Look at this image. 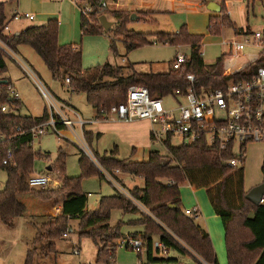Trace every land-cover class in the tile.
I'll return each mask as SVG.
<instances>
[{"label": "trees", "instance_id": "1", "mask_svg": "<svg viewBox=\"0 0 264 264\" xmlns=\"http://www.w3.org/2000/svg\"><path fill=\"white\" fill-rule=\"evenodd\" d=\"M103 1L116 0H81L91 7V12L81 14L82 35L106 33L114 52H117V39H122L129 51L152 44L147 34L128 29L129 12L110 11L102 6ZM257 1L264 7V0H247V9ZM220 5L221 11L209 18L208 32L219 35L227 27L239 32L225 4ZM108 14L114 19L110 30H106L100 21L101 16ZM6 24L5 5L0 3V134L5 136V140L0 142V170L7 173L5 188L0 191V221L12 225L18 217L44 218L33 240L35 246L28 250L25 264H34L39 245L43 254H55L54 241L68 230L71 219L79 220L80 237H91L99 246V263L114 259L120 241L128 237L143 240L147 260H152V243L158 236L173 254L155 260L162 264H200L198 258L168 233L169 230L200 258L211 264H219L210 234L197 222V217H189L184 212L180 186L185 182L194 190L205 188L214 212L221 218L225 229L227 264H264V204L255 205L246 198L244 168L231 167L223 159L231 156V153H222L216 144L209 146L204 140L180 146H174L168 140L164 145L167 154L159 150L151 151L147 161L126 162L113 155L100 158L101 164L108 170L120 169L144 180L143 187H135L130 192L167 229L141 212L130 198L120 192L103 196L99 207L89 210V196L81 190V180L84 176L100 173L83 155L80 159L82 175L67 176V154L62 147L52 166L59 184H50L43 189L31 187L28 181L34 172L37 156L31 130L48 118V111L46 108L40 117L22 114V102L12 96L8 88L11 83L3 77L8 71L7 50L17 52L21 45H29L50 72L55 76L62 74L65 80L70 79L71 92L86 95L87 102L96 111L95 118L101 120L111 106L126 99L128 89L133 85L146 86L152 96L166 97L177 90L187 92L191 85L186 77L192 73L196 76L194 87L197 91L226 88L231 79L246 75L244 71L233 76L224 74L227 54H223L215 63L206 64L202 55L204 35L192 34L184 25L176 33L155 34L158 43L189 47L188 61L180 70L170 68L165 73H142L130 68L131 72L126 75L124 67L111 63L84 67L81 46L59 43L60 23L56 19L18 33L7 32ZM3 106H7L6 112L2 111ZM86 136L90 139L89 133ZM9 151L13 156L7 164H3ZM115 209L125 214H139L138 218L127 221V224L140 226L142 230L125 235L122 230L124 221L111 225L109 221ZM183 256H190L193 261L186 263L181 260Z\"/></svg>", "mask_w": 264, "mask_h": 264}, {"label": "rangeland", "instance_id": "2", "mask_svg": "<svg viewBox=\"0 0 264 264\" xmlns=\"http://www.w3.org/2000/svg\"><path fill=\"white\" fill-rule=\"evenodd\" d=\"M2 2L6 3L7 20L10 21V30L8 32H21L28 27L39 24L37 18L34 21L29 19L16 21L12 19L15 9H19L22 13H32V2L30 0H4ZM65 3L67 6L71 5L73 8L75 7L77 15H79L78 23L76 22L77 19L69 13L66 6L59 8L56 5H52L50 6V11L49 9L47 11L62 12L63 22L67 24L64 37L67 43L64 45L75 43L81 46L84 54V64L89 67L111 63L124 67L126 75L131 72L130 66L132 65L138 72L142 73L168 72L171 68V62L177 53L180 51L189 54V47L187 45L176 46L158 43L155 41V34L176 33L184 25L187 26L189 31L206 35L203 39L202 52L205 62L209 64L215 63L223 54L228 53L229 57L227 56V58L231 59V62L229 67L226 66V68L237 70L240 66L250 62L258 53L257 49L252 47H246L241 52L234 50L233 43L235 41L246 42L247 39L245 36L237 34L238 31H235L234 28L227 27L222 30L221 34L211 35L207 29V16L210 14V11L205 5L201 6V0H177L174 3L165 2L158 7L157 10L160 11L154 13L125 10L131 15L133 13L138 15L135 20H132L130 16L128 19L129 23L127 24L128 29L147 34L152 44L129 51L122 39H117V52L111 49V39L104 32L82 35L80 8L72 0H67ZM228 5V12L232 20L238 24L235 23L237 27H249L253 31L264 30V7L260 1L251 5L249 10L247 9V0H232ZM242 5L245 6V9H242ZM107 9L110 11L121 10L114 4H107ZM107 18L110 21H114L110 14L107 15ZM15 53H18L20 58L27 61L34 68L39 78L48 86L55 97L65 104L69 103L75 106L84 120L91 122L95 118L96 111L87 102L86 95L84 93L71 92L63 75L58 74L55 76L50 72L44 61L31 46L21 45L19 51ZM6 61L8 71L3 77L7 81H12V84L15 86L14 89L20 93L23 102L21 113L42 116L45 108L48 106L47 100L43 97L32 79L25 74L11 56L8 55ZM179 101L181 99L167 98L164 104L167 108H170L175 107ZM102 121V124L101 122H93L86 125L85 130L89 131V129H92L94 132V136L90 139L86 136V131L77 126L74 131L68 128H65L60 133L50 131L35 138L33 141V149L37 154L34 161L33 173L35 174H50L52 178L57 180V175H54L52 166L59 155L60 147L67 154L65 165L67 176L80 177L82 175L80 159L83 155L90 165L100 173L84 176L81 180V190L89 196L88 209L91 211L99 207L103 196L112 195L116 191L132 199L133 204L136 205V198H134L130 190L140 187L138 184H133L129 178H125L124 174L128 173L123 172V170H108L105 168L101 164V157L113 155L115 158L132 162L147 160L149 152L154 150L167 154L165 146L160 141L151 139L147 141L146 135L139 132L141 130L139 125L128 124L127 122L120 124L118 123L119 121L113 122L111 120ZM151 131L152 125L150 123V136ZM172 144L180 146L183 144V141L179 136H175L172 139ZM263 163L264 141L249 143L246 146V156L242 164L245 171V185L248 191L263 182ZM106 174L116 180L118 187L107 179ZM134 179L142 183L140 178L134 177ZM6 181L7 173L0 170V191L5 188ZM180 189L182 198L185 201V203H182L183 208L187 207L191 209L194 204L200 205L202 219L207 213L206 206L214 213L205 188L194 190L188 182H185L181 184ZM138 217L139 214H125L122 210L115 209L112 211L109 223L114 226L120 221H124L125 224L122 230L125 235H128L142 229L140 226L127 224V221ZM217 221L219 225L223 224L220 220ZM42 222H44V218L27 217L16 218L12 225L0 221V264H25L28 250L35 246L33 240L37 236L38 227ZM222 227L224 230V243L226 245L225 229L223 225ZM65 232H68V237H63L62 235L54 241L57 250L55 254L49 253L45 255L41 252L40 245L38 246V253L34 256V264H139L140 262L147 261L145 250L141 253L142 256L139 257L137 250L126 247L120 241L114 259L108 263H99L97 262L99 246L91 237H80L78 219H71L69 228ZM76 248L80 250L79 255L74 253ZM155 254L157 256V253ZM225 257L227 259V249L226 254L223 250V253L219 256V262L224 264L222 260ZM181 258L186 263L193 261L190 256H183Z\"/></svg>", "mask_w": 264, "mask_h": 264}, {"label": "built area", "instance_id": "3", "mask_svg": "<svg viewBox=\"0 0 264 264\" xmlns=\"http://www.w3.org/2000/svg\"><path fill=\"white\" fill-rule=\"evenodd\" d=\"M72 1L80 7L82 14L91 12L89 4L82 3L81 0ZM107 4L108 1H103L102 6L107 7ZM22 19L34 20L35 16L29 12H15L13 20L20 21ZM5 30H9L8 24H6ZM237 34L245 36L247 39L246 42L235 41L233 43L236 52H241L246 47H252L257 49L258 53L247 65L228 73L225 70L224 74L233 76L244 71L247 76L231 79L229 85L224 89L197 91L194 87L196 76L189 73L186 79L191 87L187 92L183 93L177 90L166 97L152 96L146 86L133 85L128 89L126 99L111 106L104 115L103 120L127 123L148 120L152 125V140L160 141L163 145L168 140L172 144V139L175 136H179L183 144L186 145L204 140L209 146L216 144L222 153H231V156L223 158L229 166L241 167L246 156V146L249 143L264 141V30H239ZM7 53L32 79L48 102L46 108L49 116L32 128L33 140L50 131L60 133L65 128L74 131L79 126L85 131V127L89 122L84 120L72 106L55 97L28 62L9 49ZM188 57L189 54L179 51L171 63L172 70H180L182 65L188 61ZM66 83H70L69 78L66 79ZM8 88L12 96L20 100V94L11 84ZM167 98L181 99V101L175 107L167 108L164 104ZM2 111L6 112L7 106H3ZM3 140H5V136L0 134V142ZM12 156V152L9 151L3 164H7ZM106 177L116 185L114 178L108 176V174H106ZM28 182L31 187L36 189H43L50 184L54 186L59 184L50 174L35 173L29 177ZM116 187L118 186L116 185ZM135 203L141 212L149 215L158 224L166 228L140 201L136 199ZM184 212L189 217H198L200 213L197 207L184 209ZM167 231L186 251L198 258L200 264H211L200 258L180 238L169 230ZM68 236V232L63 234V237ZM121 241L126 247L137 250L139 253L145 250V243L141 239L128 237ZM152 249L154 258L139 264H162L161 261L155 259L167 258L172 255V250L158 236L153 239ZM74 253L79 255L80 250L76 248ZM155 253H157V256H155Z\"/></svg>", "mask_w": 264, "mask_h": 264}, {"label": "crops", "instance_id": "4", "mask_svg": "<svg viewBox=\"0 0 264 264\" xmlns=\"http://www.w3.org/2000/svg\"><path fill=\"white\" fill-rule=\"evenodd\" d=\"M2 1H4V0H0V3H4V5H6V3L5 2H2ZM15 1H19V0H15ZM31 2H32V5H31V11H32V13H33V15L35 16V19L37 18L38 19V26L39 25H44V24H46L49 20H51V19H56V20H58L59 21V23H60V33H59V43L61 44V45H64L65 43H67L66 41H65V30H66V28H67V24H65L64 22H63V17H62V12H56V11H53V12H49L50 11V6H52V5H56V6H58L59 8H64L65 6L68 8V11H69V13H71L72 14V16L75 18V19H77L76 20V22L78 23L79 22V15H77V11H76V9H75V7L73 8L71 5L70 6H67V5H65L66 3H65V1H67V0H30ZM177 0H116V1H109V3L108 4H114V5H116L117 7H118V9H121V10H134V11H141V12H152V13H154V12H156V11H160V10H157L158 9V7L161 5V4H163V3H165V2H169V3H174V2H176ZM208 2L207 3H203L202 2V0H201V2L202 3H200L201 4V6H203V5H205V7H207V4L210 2V1H214V2H216V3H218V4H221V3H224L225 4V6H226V8H227V10H228V8H229V2H231L232 0H207ZM239 1H241V0H239ZM78 6V5H77ZM200 6V5H199ZM79 7V6H78ZM71 8H73V9H71ZM80 8V7H79ZM47 9H49V11H47ZM242 9H245V6L244 5H242ZM17 11H20L19 9H15L14 10V12H13V15L15 14V12H17ZM210 11V10H209ZM79 14V13H78ZM82 14V13H81ZM136 14V13H135ZM212 14H214V12H212V11H210V14H208V16H207V27H208V23H209V18H210V16L212 15ZM5 15H6V23L9 25L10 24V21H8L7 20V14H6V9H5ZM13 15H12V19H13ZM137 17H138V15H137ZM34 19V20H35ZM33 20V21H34ZM21 21V20H20ZM80 23H81V18H80ZM236 23V22H235ZM237 24V23H236ZM235 24V25H236ZM238 25V24H237ZM237 27V26H236ZM238 29H240V30H246V29H248V27L247 28H245L244 26H238L237 27ZM9 30H10V27H9ZM189 31V30H188ZM8 32V31H7ZM18 32H20V31H17V33ZM190 33H192V34H200V33H196V32H192L191 30L189 31ZM10 33V32H9ZM16 33V32H15ZM81 33H82V29H81ZM204 35V37L206 36L205 34H203ZM72 45H76L75 43L73 44V43H71ZM70 44V45H71ZM76 46H78V45H76ZM21 47V46H20ZM18 51H19V48H18ZM16 54H18V53H16ZM227 56L229 57V55H228V53H227ZM205 61V60H204ZM27 62V61H26ZM230 62H231V59H225V61H224V68H225V70H226V72L228 73V72H230V71H235V70H230V69H228V68H226V66H228L229 67V64H230ZM172 63V62H171ZM206 64H209V63H207V62H205ZM249 62H247L245 65H247ZM83 65H84V67H89V66H87V65H85L84 64V54H83ZM245 65H243V66H245ZM240 67H242V66H240ZM239 67V68H240ZM130 68L131 69H134V70H136V68L132 65V66H130ZM137 71V70H136ZM10 83H11V85L13 86V87H15L13 84H12V81H10ZM67 85H69V84H67ZM17 91V90H16ZM18 92V91H17ZM19 93V92H18ZM20 94V93H19ZM87 99V98H86ZM20 101L22 102V99H21V95H20ZM22 104H23V102H22ZM68 105H70V106H72V107H74V109H76L75 108V106H73V105H71V104H69L68 103ZM46 109V108H45ZM45 111V110H44ZM44 113V112H43ZM25 115H29V114H25ZM31 116H33V115H31ZM33 117H40V116H33ZM103 119H101V120H98V119H96V118H94L91 122L89 121V123H93V122H101ZM103 122V121H102ZM102 122H101V124H102ZM113 122H116V121H113ZM118 122V121H117ZM118 123H122V124H124L123 122H121V121H119ZM128 124H136V125H139L140 126V131L139 132H142V133H144L145 135H146V137H147V141H148V139L150 140H152V137L150 136V134H149V131H150V123L148 122V121H146V120H137V121H134V122H131V123H128ZM142 126V127H141ZM86 131V133H89V135H90V138H92V136H94V132L92 131V129L90 130L89 129V131H87V130H85ZM100 135V134H99ZM147 147V146H146ZM151 152V151H150ZM150 152H149V154H150ZM148 159H149V156H148ZM147 159V160H148ZM147 160H144V161H147ZM125 175V178L127 177V178H129L130 179V181L133 183V184H138V186H140V187H142V186H144V180L143 179H141L142 180V183H139L138 182V180H135L134 179V177L131 175V174H124ZM132 186V185H131ZM245 187H246V185H245ZM246 191L248 192V190H247V188H246ZM117 193V191L114 193V194H116ZM182 193V192H181ZM114 194H112V195H114ZM181 196H182V194H181ZM185 203V201L183 200V198H182V203ZM187 204V203H186ZM261 204H264V199H263V201H262V203ZM193 207H197L198 209H199V211H200V214H199V216L197 217V222L210 234V236H211V238H212V241H213V245H214V248H215V251H216V254H217V258H218V262L220 261L219 260V256L221 255V253H223V250L225 251V254H226V245H225V243H224V235H223V232H224V230H223V227H222V225H219V223H218V221L217 220H220L221 222H222V220H221V218L214 212V213H212L211 211V209H209L207 206H206V208H207V213H206V215L204 216V218L202 219L201 218V215H202V209H201V206L200 205H198V204H194V206ZM184 209H187V207L186 208H184ZM142 228V227H141ZM208 230H207V229ZM142 230V229H141ZM140 230V231H141ZM137 232H139V231H137ZM226 256V255H225ZM222 261H224V264L227 262L228 263V256H227V259H226V257H225V259L224 260H222ZM220 263V262H219ZM226 263V264H227ZM220 264H222V263H220Z\"/></svg>", "mask_w": 264, "mask_h": 264}, {"label": "water", "instance_id": "5", "mask_svg": "<svg viewBox=\"0 0 264 264\" xmlns=\"http://www.w3.org/2000/svg\"><path fill=\"white\" fill-rule=\"evenodd\" d=\"M207 9L214 13H218L221 11V5L214 1H210L207 4ZM136 18H137V15L133 13L131 15V19L135 20ZM100 21L106 30H110L113 26V22L108 20L107 16L105 15L100 17ZM246 198L253 204L260 205L264 199V180L261 184L257 185L256 187L248 191L246 194Z\"/></svg>", "mask_w": 264, "mask_h": 264}]
</instances>
